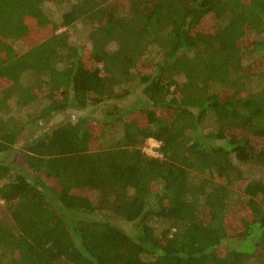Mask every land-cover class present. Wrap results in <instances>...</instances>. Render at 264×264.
Returning <instances> with one entry per match:
<instances>
[{
	"label": "trees",
	"instance_id": "16d2710c",
	"mask_svg": "<svg viewBox=\"0 0 264 264\" xmlns=\"http://www.w3.org/2000/svg\"><path fill=\"white\" fill-rule=\"evenodd\" d=\"M0 201V264H264V0H0Z\"/></svg>",
	"mask_w": 264,
	"mask_h": 264
},
{
	"label": "rangeland",
	"instance_id": "374dc122",
	"mask_svg": "<svg viewBox=\"0 0 264 264\" xmlns=\"http://www.w3.org/2000/svg\"><path fill=\"white\" fill-rule=\"evenodd\" d=\"M51 15H53L54 19H56L57 21L59 20V16L61 13V10H59L56 6L54 5H50L48 7ZM43 34L42 31H34V30H30L28 32L27 35H25L24 39H23V43H24V47L30 46L32 43H34L36 40L35 38L37 36H41ZM71 40L72 41H77L82 45H87L88 41H86V39L84 38V35H81V32H72L71 33ZM14 46L16 48V50L20 51L23 50L22 45L14 42ZM136 98L139 97L138 94H135ZM134 97H132L129 101H117L119 103V105L121 107H128L131 104L134 103ZM109 103V102H108ZM110 107L108 106L107 103L102 104L100 106H98L97 108L88 106L84 109H76V108H69L66 109L65 111L62 112H58L55 113L48 121H41V122H36L33 123L31 125H27L25 131L23 132V134L21 135V138L18 141V144L15 148V151L12 153L11 156L7 157V161H11L14 164H20L22 165L24 168L28 169L26 164L23 162V155H24V151L25 148L28 144L32 143V141L36 140L37 138H39L40 136L46 135L48 133L51 132L52 129H54L56 126H58L61 123H64L66 121L72 120V119H78V118H84L87 119L88 121L92 122L93 120L96 119H104L107 116V110ZM158 143L153 140V139H148L143 147V150L148 154V155H159L157 149H158ZM29 170V169H28ZM262 167H258V169H253L250 171L251 175H256L257 177L262 175ZM249 171V172H250ZM32 172V171H31ZM33 173V172H32ZM44 180L46 181V179L44 178ZM46 183H48V181H46ZM49 184V183H48ZM0 210H1V215L5 216V218H7V210L6 207L1 203L0 201ZM117 224H119L121 227H123L125 230L127 231H134L132 229V225L123 221H117Z\"/></svg>",
	"mask_w": 264,
	"mask_h": 264
},
{
	"label": "built area",
	"instance_id": "2783aa9c",
	"mask_svg": "<svg viewBox=\"0 0 264 264\" xmlns=\"http://www.w3.org/2000/svg\"><path fill=\"white\" fill-rule=\"evenodd\" d=\"M157 142V141H156ZM158 143V146H159V142H157Z\"/></svg>",
	"mask_w": 264,
	"mask_h": 264
}]
</instances>
